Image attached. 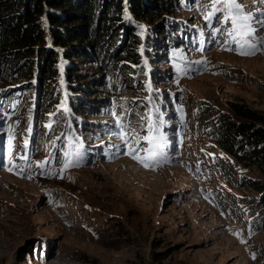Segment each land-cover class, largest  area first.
Returning <instances> with one entry per match:
<instances>
[{
    "label": "rangeland",
    "instance_id": "374dc122",
    "mask_svg": "<svg viewBox=\"0 0 264 264\" xmlns=\"http://www.w3.org/2000/svg\"><path fill=\"white\" fill-rule=\"evenodd\" d=\"M240 2L257 16V8L264 12L260 0ZM206 3L176 0L152 18H137L123 0L121 17L138 38L141 62L70 56L84 78H95L88 92L74 90L81 111L74 117L67 113L60 57V87L42 78L37 55L30 73L7 70L0 81V264H264V228L255 224L264 206L253 186L256 180L264 186V174L222 149L206 125L218 113L233 119L231 101L264 115V51L241 55L223 46L224 36L213 31L221 24L206 22L211 9L199 8ZM166 25L178 35L171 41L163 36ZM199 30L200 43L186 38ZM50 39L45 50L59 53ZM40 88L57 99L44 112ZM160 93L171 104L157 123ZM148 117L166 138L168 160L155 168L124 154L122 143L130 128L147 135ZM72 137L84 143L83 159L64 168Z\"/></svg>",
    "mask_w": 264,
    "mask_h": 264
},
{
    "label": "trees",
    "instance_id": "16d2710c",
    "mask_svg": "<svg viewBox=\"0 0 264 264\" xmlns=\"http://www.w3.org/2000/svg\"><path fill=\"white\" fill-rule=\"evenodd\" d=\"M125 1L133 16L152 18L154 13L160 14L161 11L168 10L176 0ZM123 13V0H0V81L6 80L7 70L13 65L22 75L30 73L35 63L34 56L37 55L40 63L42 59V78L47 82L56 80L60 87L57 65L60 57L64 64V87L69 96L67 113L74 117V111L81 112L74 106V102L78 101L72 97L74 90L88 92L86 83L95 78H84L86 73L78 70V64L72 63L70 56L94 57L102 63L105 57L111 59L109 54H114L116 58L111 60L114 64H119L122 60L129 61L132 65L141 62L138 38L130 33L132 27L130 24L126 26L127 22L121 17ZM45 27L47 37L51 38L53 47H57L59 53L54 48L45 50ZM163 36L171 41L178 35L166 25ZM125 70L138 73L132 66ZM140 75L144 81L143 72ZM117 76L116 73L115 80L118 79ZM42 90L44 89L40 88V94ZM82 96L85 95L80 97ZM41 97L43 103L40 108L43 112L50 104L57 102L55 97H51L49 89L42 92ZM168 97L161 93L155 96L158 120L163 119L169 110L171 99ZM3 100L6 102V99ZM48 101L51 103L47 105ZM121 104L125 108L127 102L124 100ZM230 107L234 114L233 119L227 118L224 113H218L215 120L211 123L206 121V125L222 149L243 161L256 164L264 174V115L245 103L231 101ZM62 112L61 116L65 117ZM253 186L261 191V204L264 206L263 184L256 180L253 181ZM255 224L264 228V210L255 219Z\"/></svg>",
    "mask_w": 264,
    "mask_h": 264
},
{
    "label": "snow or ice",
    "instance_id": "6c2138e0",
    "mask_svg": "<svg viewBox=\"0 0 264 264\" xmlns=\"http://www.w3.org/2000/svg\"><path fill=\"white\" fill-rule=\"evenodd\" d=\"M260 2H264V0H260ZM250 7L251 6L242 4L240 0H209V3L199 6L203 11L211 9V11H207V14L204 15V20L206 22L216 19L218 23L221 24V27H215L213 31L217 35L224 36L223 46L228 50L238 51L241 55H254L257 51H264V35H258L259 32L264 31V12L257 8V12L260 13L259 16H257L249 10ZM233 45L235 47H233ZM181 58L183 59V57ZM190 63L203 64L204 61H192ZM49 115L53 116L55 113ZM146 119L148 121V134L141 136L135 129L130 128V134L125 136L122 140V143L128 148L127 152L124 154L131 156V158L137 160L145 168H155L168 160V157L163 151L166 138L157 133V129L150 117ZM47 127L51 129V123L47 125ZM123 129L124 126L121 125V131H123ZM27 131L31 132V127ZM62 137L63 134L61 137H57V139L59 140ZM141 140L147 142L148 146L145 147L141 143ZM12 141L13 137L9 136L7 146L9 154H11L14 147ZM132 144L135 146L129 147ZM27 145L28 140H25L24 147L27 148ZM66 149L67 150L63 151V156L65 158L63 167L67 168L70 164L74 166L78 165L83 159L80 145L69 139ZM142 151L147 153V155L141 156L140 152ZM18 158L27 163V156H20ZM47 163L48 161L37 163V167L43 168ZM12 170L11 168L9 169V171ZM26 170V168L21 169V173L19 174H22ZM61 172H63V168ZM61 178L63 177L61 176ZM253 258L255 257L253 256Z\"/></svg>",
    "mask_w": 264,
    "mask_h": 264
}]
</instances>
